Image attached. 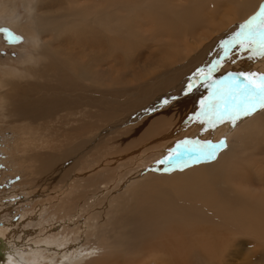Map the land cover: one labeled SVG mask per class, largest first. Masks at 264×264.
I'll list each match as a JSON object with an SVG mask.
<instances>
[{"label":"bare ground","instance_id":"obj_1","mask_svg":"<svg viewBox=\"0 0 264 264\" xmlns=\"http://www.w3.org/2000/svg\"><path fill=\"white\" fill-rule=\"evenodd\" d=\"M164 1L146 0L143 15L158 25L169 22L175 28L169 36L187 54L171 56V43L163 52L167 54L143 69V75L136 74L132 83L124 80L128 71L110 78L114 68L125 64L124 53L116 56L119 51L109 45L111 0L0 1L2 21L21 3L25 15L4 25L26 36L31 46H18L26 52L18 65L0 63V122L19 134L23 159L34 164L42 157L38 185L48 192L41 204L60 216L39 223V234L28 238L30 254L41 264H224L227 253L240 252L250 241L264 245V152L253 154L264 137V110L215 131H204L196 119L202 106L216 99L218 78L264 74V56L255 46H237L210 81L198 79L187 90L198 69L223 55L218 43L225 37L213 34L253 14L264 0H227L210 12L191 0L182 15ZM123 2L113 4L128 5ZM209 38L218 41L215 54L190 58ZM35 77L45 82L30 83ZM78 130L90 136L60 156L43 157L48 135L62 138ZM221 139L227 147L213 161L197 162L194 155H185L173 164L159 163L185 140ZM160 157L155 167L164 170L162 182L150 180L146 172L135 180L136 169ZM15 230L8 219L0 224V264L29 263L18 242L11 248ZM91 237L86 252L69 253L75 241Z\"/></svg>","mask_w":264,"mask_h":264},{"label":"rangeland","instance_id":"obj_2","mask_svg":"<svg viewBox=\"0 0 264 264\" xmlns=\"http://www.w3.org/2000/svg\"><path fill=\"white\" fill-rule=\"evenodd\" d=\"M113 1L114 0H111V5H109L110 26L112 29V32L110 34L109 45L110 48H117V51H119L117 52L116 56L119 55L118 57H122L121 53H124L125 64L122 63L120 66L114 68L113 74L110 77L111 79L112 78L115 79L117 77L116 74L119 73L120 71L124 73L128 71L130 74L128 72L126 74L129 76H126L123 73L124 75L121 77V79L123 80L124 76H126L124 80L125 81L130 80L129 83H132L136 74L143 75V72L145 71L146 68H148L146 70H149L150 68L154 67L157 60H159L162 57V55L167 54V52L163 54V52L166 50L165 47H168L173 42L175 44L173 50H171V56H176L175 54L179 52L183 56L187 54L186 52L183 53L180 50L178 51L179 48L177 46L176 40H173V38L169 36L170 31H173L175 29L170 27L169 22L164 25H158L156 23H151L143 15V13H146V11H148L146 10L148 6L146 0H121L122 2L123 1L128 2V5L125 6H121L120 4L114 5ZM255 1L256 0L252 2ZM164 2L168 4L167 6H170L172 12L174 11L177 12L179 15H182L185 12V10L190 6L191 0H172V1L169 0ZM200 2H201L200 6L205 4L207 11L210 12L211 10L215 9L217 6L221 7L222 5L226 4L227 0H198V3ZM246 2L249 3V1ZM252 2L250 1V4ZM260 3L261 1H259V3L257 4L258 6L256 5V7L253 9L254 11V12L252 11L253 14L250 13L251 15L248 14L243 20L234 23L231 26H227L228 28L231 29H228L226 27L225 28L226 30L224 29L221 32L222 34L221 33H217V34L215 33V35L213 34L212 36L213 38L215 37L221 39L225 37L219 40V43L218 41H214L213 39L210 38L207 40H203L204 42L199 44L197 52L190 53L189 57L190 58L198 57L201 53H204L205 57H212L216 52L215 50L217 48V43L219 44L218 47L220 49L222 41L232 40L233 37L235 36V33L240 31V25L244 24L247 20H249L252 16H254L260 10L261 6L264 5V2L261 5ZM161 7L162 6H160L158 10L161 9ZM194 12L198 13L199 9L197 11L196 8ZM24 15H25V11L23 9V6L21 5L20 2H18L14 14L12 15V17L11 15H8L10 17L8 19L9 20L19 19ZM7 20L2 21L0 19V28L8 29L11 33H13L15 36L20 37L21 39L18 42L8 43L5 39L4 33H0V63H4V64L6 63L8 65H14V64L18 65L26 54V52L18 49V46L21 45L26 48H30L31 46L29 44V39L26 36H24L20 32H14L10 26L8 27L4 25V23H7ZM232 31L234 32L232 33ZM220 34L221 36H219ZM211 44H213V46L208 48ZM235 48L236 47L230 50L229 55L232 54L234 55L233 49ZM222 52L223 50L221 48L220 54H222ZM219 57L220 55L217 58ZM222 57L223 55L221 56V58ZM217 58H215L214 60H216ZM118 59L120 60L121 58ZM119 60H117L119 63L120 61L123 62V60L120 61ZM214 60L213 59L210 60L209 63H214L215 62ZM153 62H154V66L152 64ZM182 64L186 65L185 61ZM122 72L119 73V76L120 74H122ZM212 75H214V73H212ZM223 78H218L216 84L220 85L221 87L227 86L226 85L227 78L224 80ZM206 81L207 80H201L200 83L204 84L206 83ZM29 82L43 84L45 80L40 77H35V79H30ZM123 83L125 82L123 81ZM208 87L209 86H207V89ZM258 110L251 116H255V114L257 116L263 111V110H259V111ZM260 121L264 123V117H262ZM39 124H40L39 122L37 124L35 123L34 127L38 128ZM17 134L18 133L15 130H13L11 127L6 125L4 121L1 120L0 122V219H1L0 224H4V222H6L8 219V222H10L12 225H15L17 227V230L15 231L18 234L16 233V237H15L14 234L15 231L11 232V236H12L10 240L11 248L15 249L16 247L14 245L15 244L14 242H18L19 249L21 250V255L23 258L25 257L24 258L25 262L27 261L30 264L31 262L32 264H41L40 263L41 260L39 258L31 256L30 251L32 250V248L30 247V243H29L30 241L28 238L29 236L33 237L39 234L37 228H39V225L41 223H44L45 221H46L45 223H52L54 221H58L60 219V216L54 214L50 210V208L43 207V205L41 204L42 198L44 197L43 195L48 192L45 191L47 189L46 186L38 185L40 184L39 181L41 179V176L38 174V169H40L41 167V164H39V159L42 157L35 159L36 161H34V164H32L31 161H27L23 159L22 158L23 154L19 147L20 138H18L19 134L18 135ZM84 135L85 134L84 133L82 134L80 130H78L77 132H67L62 138L59 136V134L57 135L55 134L54 137L53 133H51L45 139L46 143H48L47 144L48 147L45 150L41 151L43 152L42 153L43 157H47V155L60 156L62 153L66 152L67 150L76 148L80 140L84 138H88L90 136V135H85V136ZM259 141L260 142L257 144V147L255 148L253 154H261L262 152H264L263 150L264 137L263 138L260 137ZM249 147L250 144H248L247 148ZM109 152L110 150L108 151V153ZM185 155L188 154L186 153ZM95 158L96 157H94V159ZM160 159L161 157L153 161L152 159H149L148 162L151 161L152 163L144 165L141 169H136L135 171L138 173V175L135 180H138L140 176H142L141 175L142 172H146L150 180L151 179L156 180V182L158 183L162 182L163 180L159 178L165 177L164 170H160L159 167H155ZM202 161L204 160H201V162ZM34 171L35 172L37 171L35 174L36 176L34 175ZM42 184H44V179ZM132 189L133 186L129 189V191H131ZM78 191H80V189ZM117 193L119 195L120 191ZM51 220L52 222H50ZM23 233H25L24 236ZM92 239L93 237L89 238V240L87 241H84L83 239H79L78 241H75V239H72L73 241L76 242V246L75 248H73V250H72V246H70L69 253L70 254L72 253L74 256H78L82 252H86V249L88 250L90 248L89 245L90 241H94V239L93 240ZM82 255L84 256V253ZM226 255L227 256L225 257V259L222 260L224 261V264H264V245L259 244L253 240L250 241L249 246H247L246 248L243 247V250H240V252L237 251L233 253H227ZM198 257L200 258L199 255ZM188 260L190 261L191 259L189 258ZM37 261L39 263H37ZM76 264H87V262L83 260L82 262H78ZM189 264H194V263H189Z\"/></svg>","mask_w":264,"mask_h":264},{"label":"snow or ice","instance_id":"obj_3","mask_svg":"<svg viewBox=\"0 0 264 264\" xmlns=\"http://www.w3.org/2000/svg\"><path fill=\"white\" fill-rule=\"evenodd\" d=\"M0 33H4L8 43L18 42L21 39L5 28H0ZM237 46L241 49H251L255 46L257 54L264 56V6H261L254 16L240 26V31L235 33L232 40L222 41L223 57L206 69H198L188 83L187 90L192 91L198 79L210 81L212 73L218 70L223 58L228 57L230 50ZM240 77H243L242 81ZM214 95L216 96L215 100L202 106L201 112L196 118L197 122L203 126L204 131L209 129L215 131L218 126L225 123L235 127L237 121L242 117L251 116L258 109L264 110V74L240 73L234 76L229 73L227 86L217 85ZM192 145L195 147H191ZM226 147V139L215 143L211 140H185L177 146V150L159 163L173 164L182 160L186 153L190 156L194 155L197 162L210 161L216 159L219 151ZM181 148L183 150H180Z\"/></svg>","mask_w":264,"mask_h":264}]
</instances>
